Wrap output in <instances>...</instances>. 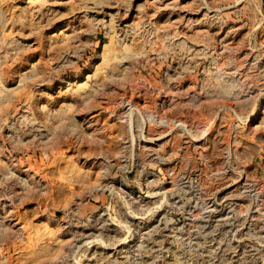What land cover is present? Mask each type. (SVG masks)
I'll return each instance as SVG.
<instances>
[{
	"label": "rangeland",
	"instance_id": "rangeland-1",
	"mask_svg": "<svg viewBox=\"0 0 264 264\" xmlns=\"http://www.w3.org/2000/svg\"><path fill=\"white\" fill-rule=\"evenodd\" d=\"M0 264H264V0H0Z\"/></svg>",
	"mask_w": 264,
	"mask_h": 264
}]
</instances>
